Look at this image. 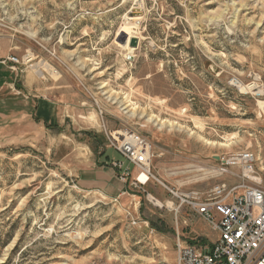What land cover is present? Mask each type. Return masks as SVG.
Returning a JSON list of instances; mask_svg holds the SVG:
<instances>
[{
    "label": "rangeland",
    "instance_id": "obj_1",
    "mask_svg": "<svg viewBox=\"0 0 264 264\" xmlns=\"http://www.w3.org/2000/svg\"><path fill=\"white\" fill-rule=\"evenodd\" d=\"M132 132L145 185L110 143ZM241 150L264 188V0H0V264H179L217 236L169 191L257 186ZM102 167L115 196L79 183Z\"/></svg>",
    "mask_w": 264,
    "mask_h": 264
},
{
    "label": "built area",
    "instance_id": "obj_2",
    "mask_svg": "<svg viewBox=\"0 0 264 264\" xmlns=\"http://www.w3.org/2000/svg\"><path fill=\"white\" fill-rule=\"evenodd\" d=\"M31 57L25 58L30 61ZM13 61L17 60L12 57ZM111 145L118 149L124 159L138 168L136 182L145 185L150 179L151 144L138 133L114 134ZM229 161L241 167L242 178L254 173L258 160L254 152L241 150L230 156ZM115 166H122L121 163ZM260 170L264 172V165ZM144 176V180L139 177ZM250 187L243 183L230 185L227 181L212 185L204 195L201 191L171 192L180 205L200 215L216 233L215 241L200 248L182 243L178 237L176 250L179 264H264V188ZM242 191L236 195V188ZM173 206V203H171Z\"/></svg>",
    "mask_w": 264,
    "mask_h": 264
},
{
    "label": "crops",
    "instance_id": "obj_3",
    "mask_svg": "<svg viewBox=\"0 0 264 264\" xmlns=\"http://www.w3.org/2000/svg\"><path fill=\"white\" fill-rule=\"evenodd\" d=\"M111 157L114 158V156L110 155V158ZM102 168V170H100L99 172L97 171L94 175L93 179L95 180H87L86 178H81L79 181L80 185L86 190H98L109 195H117L122 183L117 178L115 170L110 167Z\"/></svg>",
    "mask_w": 264,
    "mask_h": 264
},
{
    "label": "bare ground",
    "instance_id": "obj_4",
    "mask_svg": "<svg viewBox=\"0 0 264 264\" xmlns=\"http://www.w3.org/2000/svg\"><path fill=\"white\" fill-rule=\"evenodd\" d=\"M129 12H131L132 14H130ZM129 15L125 16V21H124V25L122 26V29L120 30V37L124 38L123 42H121L122 44V47L126 50H128V53L132 50V45L130 42V39L133 37L130 33H129V28H128V25L130 24H137L139 23L140 19H141V15H143L142 13V5L140 2H137L136 4H134V7H132L129 11H128ZM127 36V37H126ZM132 36V37H131ZM42 65L45 69H47L50 74H53L55 75V72L54 70L50 69L49 66L43 64V63H39V65ZM36 67V73L38 76L41 75L39 69L37 68L38 65L35 66ZM253 85V84H252ZM256 157V155H255ZM257 158V157H256ZM229 161V159H227ZM141 180H144V176H140L139 177ZM252 179L255 181H258L261 183L262 179L253 175L252 176ZM147 184V183H146ZM170 204V202H168V205Z\"/></svg>",
    "mask_w": 264,
    "mask_h": 264
},
{
    "label": "water",
    "instance_id": "obj_5",
    "mask_svg": "<svg viewBox=\"0 0 264 264\" xmlns=\"http://www.w3.org/2000/svg\"><path fill=\"white\" fill-rule=\"evenodd\" d=\"M129 13L132 14L131 12H129ZM129 43H131L132 46H135L136 45V39L134 37H132L130 39V42Z\"/></svg>",
    "mask_w": 264,
    "mask_h": 264
}]
</instances>
